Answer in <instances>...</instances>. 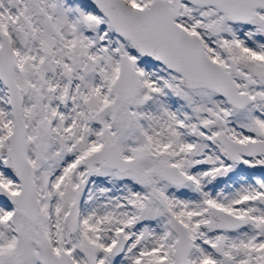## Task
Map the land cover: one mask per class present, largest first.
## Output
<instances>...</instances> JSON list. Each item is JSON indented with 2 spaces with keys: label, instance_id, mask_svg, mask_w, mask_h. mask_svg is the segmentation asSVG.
<instances>
[{
  "label": "snow or ice",
  "instance_id": "6c2138e0",
  "mask_svg": "<svg viewBox=\"0 0 264 264\" xmlns=\"http://www.w3.org/2000/svg\"><path fill=\"white\" fill-rule=\"evenodd\" d=\"M0 264H264V0H0Z\"/></svg>",
  "mask_w": 264,
  "mask_h": 264
}]
</instances>
